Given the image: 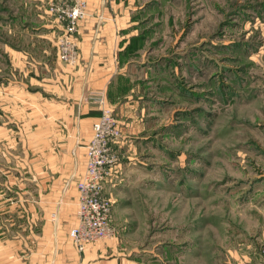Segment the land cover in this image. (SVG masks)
I'll use <instances>...</instances> for the list:
<instances>
[{"label":"rangeland","instance_id":"1","mask_svg":"<svg viewBox=\"0 0 264 264\" xmlns=\"http://www.w3.org/2000/svg\"><path fill=\"white\" fill-rule=\"evenodd\" d=\"M140 1L129 59L149 61L141 77L152 118L135 155L142 174L118 192L131 197L129 241L147 257L166 244L181 256L183 229L191 264H238L245 254L264 264V0ZM17 13L25 15V0H0L1 70L6 44L25 47V32L7 27ZM2 114L0 163L5 152L25 151V121ZM15 220L0 217V232L11 236L6 223Z\"/></svg>","mask_w":264,"mask_h":264},{"label":"crops","instance_id":"2","mask_svg":"<svg viewBox=\"0 0 264 264\" xmlns=\"http://www.w3.org/2000/svg\"><path fill=\"white\" fill-rule=\"evenodd\" d=\"M51 1L25 0V15L14 14L7 25L9 34L25 32V47L5 45L8 64L0 68V112L10 121H25V151L5 152L0 163V191H5L0 194V217L16 219L6 223L14 226L11 236L0 232L7 235L0 236V264H191L183 229L181 256L170 257L166 244L160 254L152 251L147 257L146 247L130 242L128 233L137 229L125 220L131 197L118 193L142 174L135 155L148 138L152 118L144 94L149 82L141 77L149 61L129 59L141 22L137 14L144 5L140 0H86L87 15L77 35L79 59L67 64L59 58L58 22L47 10ZM17 20L24 21L21 30L23 21ZM102 105L113 109L122 129L115 144L119 160L106 184L114 199L116 234L79 253L69 232L77 224V184L86 170V145ZM18 171L25 172L16 183ZM239 259L238 264L253 262L247 254Z\"/></svg>","mask_w":264,"mask_h":264},{"label":"built area","instance_id":"3","mask_svg":"<svg viewBox=\"0 0 264 264\" xmlns=\"http://www.w3.org/2000/svg\"><path fill=\"white\" fill-rule=\"evenodd\" d=\"M48 11L60 27L57 47L59 58L67 64L79 59L78 34L80 23L87 15L86 0H52ZM122 129L112 108L102 105L87 148V166L78 182L77 224L69 235L79 253L103 238L115 235L113 224L114 199L106 192V184L119 160L115 144ZM78 264H87L81 260Z\"/></svg>","mask_w":264,"mask_h":264}]
</instances>
